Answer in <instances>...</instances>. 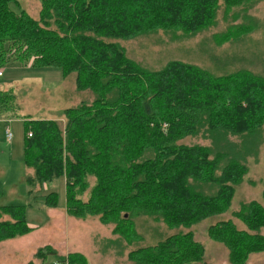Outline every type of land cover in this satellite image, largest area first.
<instances>
[{
  "label": "trees",
  "instance_id": "16d2710c",
  "mask_svg": "<svg viewBox=\"0 0 264 264\" xmlns=\"http://www.w3.org/2000/svg\"><path fill=\"white\" fill-rule=\"evenodd\" d=\"M38 1L33 18L18 0H0V67L10 59L75 73L76 88L94 99L57 119L26 121L28 201L0 204V242L32 230L26 207L33 200L57 205V193L43 188L63 177L66 214L110 225L109 247L127 250L131 264H211L191 227L229 208L247 159L259 153L264 76L249 67L214 73L179 59L150 68L124 42L158 35L154 43L162 46L207 31L220 46L255 30L246 22L261 0ZM211 64L227 65L217 58ZM14 101L13 92L0 91L1 111L16 113ZM262 184L264 198V177ZM234 215L248 230L221 220L207 236L227 249L231 264H246L250 254L264 252V235L256 233L264 227V205L249 200ZM145 221L165 225L167 231L158 229L165 236L131 247ZM49 254L58 264H87L80 252L59 255L49 245L35 257Z\"/></svg>",
  "mask_w": 264,
  "mask_h": 264
},
{
  "label": "rangeland",
  "instance_id": "374dc122",
  "mask_svg": "<svg viewBox=\"0 0 264 264\" xmlns=\"http://www.w3.org/2000/svg\"><path fill=\"white\" fill-rule=\"evenodd\" d=\"M20 8L26 10L33 18H37L40 9L38 0H18ZM264 0L249 10L251 20L246 24L255 23L254 31L248 36H241L231 42L216 45L210 39V32L204 31L177 44L155 45L159 36H144L124 42L131 57L150 68H159L166 61L179 59L196 63L214 73L232 71L241 67H249L254 72L264 76ZM257 4V3H256ZM14 10L18 6L12 5ZM222 29L216 26L212 31ZM160 36L163 33H159ZM245 38V39H244ZM212 57V58H211ZM217 58L227 65L218 67L211 64V59ZM30 63L10 60L0 70L4 73L0 78V91L10 90L15 94L16 113L0 110V204H23L26 197L27 184L25 177L32 169L23 163V144L25 123L31 119H57L62 116L65 108L74 107L80 102L93 100L90 90H78L75 86V73L61 75L60 68H29ZM12 133L11 141L5 136V130ZM264 136V125H263ZM188 138H185L183 142ZM193 140V139H191ZM248 172L243 180L235 185V192L229 208L220 214L212 215L192 225L191 231L196 240L205 247L204 260L211 264H231L228 251L220 243L207 236V228L221 220H231L240 230H248L234 212L240 204L249 200L259 201L264 205L262 195L264 177V142L256 157L247 159ZM47 193L54 190L58 195L55 207L44 206L40 198L32 201L31 207H26V221L32 227L27 234L0 242V264H58L53 255L46 259H38L35 252L44 246H51L59 255L70 252H80L86 258L87 264H131L125 251L121 248L109 247L108 238H113L111 226L101 223L97 216L75 218L65 211V185L63 177L48 183ZM146 223V224H144ZM137 226L138 237L131 247L151 244L163 238L160 232L167 231L164 225L150 221ZM162 227V228H161ZM165 227V228H164ZM160 231H159V230ZM173 229H170L172 232ZM169 232V233H170ZM166 232V235L169 234ZM256 233L264 235V227ZM130 247V248H131ZM246 264H264V252L250 254Z\"/></svg>",
  "mask_w": 264,
  "mask_h": 264
},
{
  "label": "built area",
  "instance_id": "2783aa9c",
  "mask_svg": "<svg viewBox=\"0 0 264 264\" xmlns=\"http://www.w3.org/2000/svg\"><path fill=\"white\" fill-rule=\"evenodd\" d=\"M2 75V72L0 71V76ZM5 136H6V139L8 140V141H11V139H12V133H11V131L8 129V127L6 128V130H5ZM28 136H31V132H28Z\"/></svg>",
  "mask_w": 264,
  "mask_h": 264
},
{
  "label": "crops",
  "instance_id": "0c3cea01",
  "mask_svg": "<svg viewBox=\"0 0 264 264\" xmlns=\"http://www.w3.org/2000/svg\"><path fill=\"white\" fill-rule=\"evenodd\" d=\"M1 71V70H0ZM2 72V71H1ZM3 72H2V75L0 76V78L3 76ZM0 117H2V116H0ZM46 189H47V187H45ZM109 239V238H108ZM11 240H13V239H10V242H11ZM111 248V247H110Z\"/></svg>",
  "mask_w": 264,
  "mask_h": 264
}]
</instances>
